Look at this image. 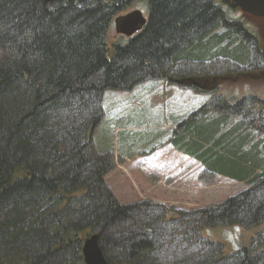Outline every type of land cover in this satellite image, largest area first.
Masks as SVG:
<instances>
[{
	"label": "trees",
	"instance_id": "16d2710c",
	"mask_svg": "<svg viewBox=\"0 0 264 264\" xmlns=\"http://www.w3.org/2000/svg\"><path fill=\"white\" fill-rule=\"evenodd\" d=\"M131 5L147 23L110 52V22ZM235 8L228 0H0V264H85L91 234L108 264H264V98L212 96L172 130L168 143L204 175L248 185L208 207L120 204L104 177L113 165L92 142L108 89L218 63L264 70L261 39L248 26L255 18H228ZM232 226L252 232L232 252L202 233Z\"/></svg>",
	"mask_w": 264,
	"mask_h": 264
},
{
	"label": "rangeland",
	"instance_id": "374dc122",
	"mask_svg": "<svg viewBox=\"0 0 264 264\" xmlns=\"http://www.w3.org/2000/svg\"><path fill=\"white\" fill-rule=\"evenodd\" d=\"M138 9L128 6L117 15ZM228 18L246 20L238 8ZM264 48V20L248 24ZM110 52L114 43L129 37L116 33L113 20L106 33ZM214 64L197 75L169 80H144L131 89L103 92V116L92 135L97 152L108 154L112 168L104 176L120 204L152 200L170 210H194L223 202L248 185L222 175L208 177L197 160L176 151L168 138L177 123L215 95L239 98L254 93L264 98V70L241 72L229 65ZM238 68V67H237ZM239 69V68H238ZM243 69V68H242ZM206 239L223 243L226 251L247 244L251 231L240 227H213L202 231Z\"/></svg>",
	"mask_w": 264,
	"mask_h": 264
},
{
	"label": "water",
	"instance_id": "95a60500",
	"mask_svg": "<svg viewBox=\"0 0 264 264\" xmlns=\"http://www.w3.org/2000/svg\"><path fill=\"white\" fill-rule=\"evenodd\" d=\"M51 1V0H45ZM233 6L239 8L244 14H249L257 19L264 20V0H228ZM116 33L133 36L139 32L147 23V17H144L141 10L134 9L124 15H116L113 19ZM82 260L85 264H108L105 260L102 250L98 245V237L91 234L87 237L82 246Z\"/></svg>",
	"mask_w": 264,
	"mask_h": 264
}]
</instances>
